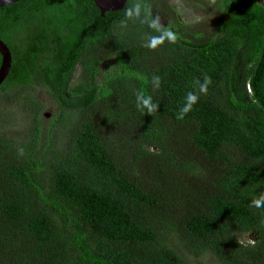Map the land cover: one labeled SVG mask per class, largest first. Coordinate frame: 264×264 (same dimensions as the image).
Listing matches in <instances>:
<instances>
[{"label": "trees", "instance_id": "obj_1", "mask_svg": "<svg viewBox=\"0 0 264 264\" xmlns=\"http://www.w3.org/2000/svg\"><path fill=\"white\" fill-rule=\"evenodd\" d=\"M149 4L0 8V264H264V8L215 0L197 40Z\"/></svg>", "mask_w": 264, "mask_h": 264}, {"label": "rangeland", "instance_id": "obj_2", "mask_svg": "<svg viewBox=\"0 0 264 264\" xmlns=\"http://www.w3.org/2000/svg\"><path fill=\"white\" fill-rule=\"evenodd\" d=\"M155 18L163 25L171 23H184L187 35L194 39L205 40L211 38L215 34V20L218 14V8L215 0H155L153 1ZM83 68L78 63L74 69L72 82H77L83 75ZM41 99L48 102L49 98L46 93L41 92ZM54 104L47 105L43 115L47 119L51 117V111ZM17 123L11 127L16 132L20 128L21 119L24 117L21 113L16 112ZM244 241L252 240L253 234H246L241 237ZM203 264H215L213 259L205 257L201 260Z\"/></svg>", "mask_w": 264, "mask_h": 264}, {"label": "water", "instance_id": "obj_3", "mask_svg": "<svg viewBox=\"0 0 264 264\" xmlns=\"http://www.w3.org/2000/svg\"><path fill=\"white\" fill-rule=\"evenodd\" d=\"M20 0H0V8L18 3ZM100 10V17L122 9L127 0H89ZM264 8V0H255ZM0 84L6 78L11 66V52L8 46L0 39Z\"/></svg>", "mask_w": 264, "mask_h": 264}, {"label": "clouds", "instance_id": "obj_4", "mask_svg": "<svg viewBox=\"0 0 264 264\" xmlns=\"http://www.w3.org/2000/svg\"><path fill=\"white\" fill-rule=\"evenodd\" d=\"M135 14H136V15H139V14H140V5H139V4L136 6V12H135ZM128 15H129V16H132L133 13L129 10ZM153 26H155V24H153ZM168 38H170V39H172V40L175 39V37H174V36L172 35V33H170V32L168 33ZM158 42H162V39L159 38V37H153V39H152V43H151L149 46H150V47H155V46L157 45ZM207 82L210 83V82H211L210 79H208ZM201 90L204 91V92H206V91H207V85L205 84L204 86H202V89H201ZM189 100H190L192 103H195L196 98L193 97V96H189ZM143 105H144V107H146V108L148 109L149 113L155 111V108H154V107L152 106V104H151V100H150V98H148V99H144V101H143ZM137 106H138V105H137ZM138 107H139V106H138ZM157 107H158V106H157ZM190 107H191V104L189 105L188 108H185V109L183 110V113H186V112L189 110ZM183 113L178 117L179 119H183ZM252 206H254V207H256V208L264 207V197H261L260 199H254V200L252 201ZM251 242H252V243H255L254 240L251 241Z\"/></svg>", "mask_w": 264, "mask_h": 264}, {"label": "flooded vegetation", "instance_id": "obj_5", "mask_svg": "<svg viewBox=\"0 0 264 264\" xmlns=\"http://www.w3.org/2000/svg\"><path fill=\"white\" fill-rule=\"evenodd\" d=\"M150 1V4H149V9H150V12H151V14H152V17L154 18V20L157 22V23H160V22H158L157 20H156V18H155V13H154V11L151 9V8H154L153 7V1H155V0H149ZM161 24V23H160ZM171 25V22H170V24H168L167 26H170ZM162 26L163 27H166V25H163L162 24Z\"/></svg>", "mask_w": 264, "mask_h": 264}]
</instances>
